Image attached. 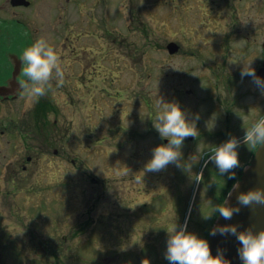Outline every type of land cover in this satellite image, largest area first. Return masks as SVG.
Returning a JSON list of instances; mask_svg holds the SVG:
<instances>
[{"label":"rangeland","instance_id":"rangeland-1","mask_svg":"<svg viewBox=\"0 0 264 264\" xmlns=\"http://www.w3.org/2000/svg\"><path fill=\"white\" fill-rule=\"evenodd\" d=\"M136 1L130 25L137 30H125L130 15L112 6V33L91 30L98 24L88 14L81 25L77 0H30L27 7L0 1V44L16 55L42 34L57 52L64 41L81 50L68 55L80 62L63 64L69 91L48 95L56 110L44 122L34 121L36 100L27 95L0 101V264H97L93 227L82 225L95 217L98 193L109 202L114 176L123 180L130 139L138 145L146 125L156 129L162 84L171 87L178 68L183 74L186 64L220 51V0ZM168 41L181 51L168 53ZM180 177L186 186L187 171Z\"/></svg>","mask_w":264,"mask_h":264},{"label":"flooded vegetation","instance_id":"flooded-vegetation-1","mask_svg":"<svg viewBox=\"0 0 264 264\" xmlns=\"http://www.w3.org/2000/svg\"><path fill=\"white\" fill-rule=\"evenodd\" d=\"M77 1L78 12L82 16L81 25L84 24L85 14H88L95 19L96 26L98 24L97 27H91L93 31L96 28L97 31H115L116 28L110 27L112 24L115 27V22L110 18L116 13V8L124 14V18L130 15L125 30H137V27L130 25L136 0ZM117 1L127 3V6H119ZM205 1L210 6L213 3V0ZM86 2L93 4L87 6ZM220 3L221 22L220 27L215 29L221 35L220 51L210 50L204 59L186 64L189 69L183 71V74L178 68L172 77V86L166 87L163 83L159 93V97L165 100L178 101L196 128V135L185 137L181 146L182 161L189 162L193 156H199L200 159L192 162L190 169L170 163L159 171L145 172L143 181H137L135 176L139 173L136 171L142 169L144 162L150 158L153 146L166 142L167 138H162L157 129L151 133L146 125L140 144L136 145L134 139H130L126 170L121 177L123 180L119 181V177L114 176L109 187L108 203L100 202L102 194L98 193L99 202L94 206L95 217L90 220L91 224L86 220L82 225V230L87 226L93 227L92 251L97 256V264H169L165 258L168 235L166 227L174 218L180 224L187 222L190 230L208 239L211 226L219 213L210 218H205L204 215L211 211L213 204L226 198L258 148L254 145L249 147L246 143L240 145V165L234 170L236 175L232 177L227 174L221 177L211 161L206 166L203 163L207 159V148L222 142L230 133L243 137L245 125L264 115V93L257 89L251 77L242 78L238 64L231 62L236 57L245 61L251 59L257 74L264 77V0H220ZM30 4L29 0V4L20 7ZM79 6L84 8L83 12ZM82 30L88 29L83 27ZM91 30L88 34H94ZM62 45L63 49L57 52L61 56V67L69 61L80 62L79 56L70 58L68 55L81 50L67 41ZM179 51L180 47L173 54ZM19 56L10 47L0 44L1 102L14 100L23 91L19 81L26 77ZM89 65L94 67L95 62ZM199 67H204L207 71ZM62 68L65 72L66 69ZM78 74L79 72L74 77L75 82L80 78ZM52 83L53 87L36 100V106L32 109L35 122H44L47 114L56 110L48 98L50 93L54 90L61 93L69 91L65 90V82L64 88L63 85L57 86L53 81ZM166 89L169 91L166 92ZM41 104L43 108L40 107ZM196 116L199 118L196 119ZM150 133L154 138L147 137ZM26 160H30V157H26ZM185 170L189 180L183 186L184 181L180 174ZM119 182L123 183V187ZM81 243L83 246L84 242Z\"/></svg>","mask_w":264,"mask_h":264},{"label":"clouds","instance_id":"clouds-1","mask_svg":"<svg viewBox=\"0 0 264 264\" xmlns=\"http://www.w3.org/2000/svg\"><path fill=\"white\" fill-rule=\"evenodd\" d=\"M19 58L23 63L22 71L26 77L19 81L20 88L23 89L21 94L35 101L53 87V80L57 86L63 85L64 71L61 68L58 53L48 35L42 34L36 37L23 49ZM231 62L238 64L242 78L251 77L257 89L264 93V77L257 74L251 59L245 61L241 57H236ZM198 118L196 116V119ZM152 120L160 136L167 139L166 142L153 146L150 158L144 162L142 169L136 171L139 173L135 176L137 181H143L144 173L147 171H159L170 163L190 169L192 162L200 159L199 156H193L189 162L182 161L181 146L185 137L196 135V128L178 101L158 97L155 118ZM242 143H246L249 147L264 146V115L258 116L245 125L243 137L230 133L222 142L207 148V159L203 162L204 166L211 161L221 177L225 174L229 177L235 176L234 170L240 165L238 156ZM127 171L130 172L129 169ZM239 187L237 181L232 189L238 190ZM231 195L232 192L229 191L228 197ZM236 199L238 205L252 208L264 207V180L247 190L237 191ZM238 205H233L226 197L213 204L211 211L204 216L210 218L213 214L219 213L226 220H231L233 214L240 210ZM166 229L168 235L165 258L169 264H231V260L225 256L223 249L217 248L213 253L209 240L190 230L187 222L180 224L174 218ZM217 232L235 235L240 242L237 246V253L241 264H264V222L245 228H240L235 223L217 224L211 229V234L216 235Z\"/></svg>","mask_w":264,"mask_h":264},{"label":"water","instance_id":"water-1","mask_svg":"<svg viewBox=\"0 0 264 264\" xmlns=\"http://www.w3.org/2000/svg\"><path fill=\"white\" fill-rule=\"evenodd\" d=\"M12 5H26L28 4L27 0H10ZM178 49V45L170 41L167 44V50L169 53H173ZM264 180V146H258L257 151L255 152L251 161L245 166L243 169L242 175L240 177L239 189L230 191L232 192L231 197L227 198L233 205H238V201L236 199V193L239 190H247L250 187L256 186L258 183ZM229 193V192H228ZM240 210L239 212H235L231 218V220H226L223 216L219 215L216 217L211 229L217 224H226V223H235L239 225L240 228H245L251 226L253 224H260L264 222V207L257 206L255 208L238 205ZM211 229L209 232V243L212 248L213 253L216 252L217 248H221L224 250V254L231 260V264H241V260L237 253V246L240 243L235 235L228 234H220L219 232L216 235L211 234Z\"/></svg>","mask_w":264,"mask_h":264},{"label":"trees","instance_id":"trees-1","mask_svg":"<svg viewBox=\"0 0 264 264\" xmlns=\"http://www.w3.org/2000/svg\"><path fill=\"white\" fill-rule=\"evenodd\" d=\"M41 108H43V104L40 105ZM38 110V109H37ZM39 111H41V109L39 108Z\"/></svg>","mask_w":264,"mask_h":264}]
</instances>
